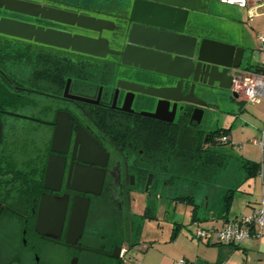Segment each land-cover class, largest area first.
<instances>
[{
  "label": "flooded vegetation",
  "instance_id": "obj_1",
  "mask_svg": "<svg viewBox=\"0 0 264 264\" xmlns=\"http://www.w3.org/2000/svg\"><path fill=\"white\" fill-rule=\"evenodd\" d=\"M17 1L29 4V14L0 8V18L104 40L107 48L101 56L88 55L0 34L66 58L49 64L55 69L48 77L42 69L45 63L36 70L31 63L21 71L11 66L9 96L21 104L16 111L0 109V160L13 162L12 171L17 165V171L34 176L39 198L21 211L9 206L12 199L0 200L6 217L0 223V239L10 242L15 237L37 262L47 246L64 247L70 264L73 259L77 264L123 261L141 240L139 227L147 210H153L158 221L159 200H165L163 214L169 217L173 195L165 179L172 175L164 172L165 161L159 157L161 141L172 143L181 128L188 133L193 127L204 131L208 142L218 129L209 120L221 93L218 83L189 76L187 67L198 62L185 56L190 52L186 44L194 38L196 50L203 40L221 41L218 15L209 0ZM56 11L108 23L91 29L50 20ZM160 58L169 60L170 68H162L167 74L155 63ZM247 65L242 64L230 90L238 97L236 81L254 74L244 71ZM195 111L200 122L192 120ZM43 195L68 198L58 241L52 238V227L45 229L49 236L35 228ZM81 196L90 199L86 224L79 248L69 247L66 233L74 202ZM142 201L146 204L140 213Z\"/></svg>",
  "mask_w": 264,
  "mask_h": 264
},
{
  "label": "trees",
  "instance_id": "obj_2",
  "mask_svg": "<svg viewBox=\"0 0 264 264\" xmlns=\"http://www.w3.org/2000/svg\"><path fill=\"white\" fill-rule=\"evenodd\" d=\"M60 61L66 62V58L60 59L50 51L31 48L24 42L0 36V109L16 111L18 104H21L20 99L9 96L7 80L10 79L12 65H16L17 70L21 71L27 63H31L35 70L45 63L42 69L48 77L53 68L49 64ZM244 71L264 74V68L260 65L248 64ZM230 133V128L218 127L212 140L204 142V131L199 132L198 128L191 127L189 132L185 133L181 128L180 135H174L172 143L164 140V142L161 141L162 145H159V157L165 161L164 172L172 175L170 180L165 179V184L172 187L171 202L192 207V222L199 220L201 208L204 207L207 199L212 201L211 208L218 205V217L227 219L235 195L246 182L256 178L261 171L260 164L225 151L230 141L223 142L221 138L229 137ZM2 157L4 156L0 153V159ZM12 163L0 160V174L15 175L9 179L0 178V200L12 199L9 206L18 211L26 207L31 208L39 198L35 177L29 173L17 171L19 169L17 165L15 171H12L14 168ZM3 216L4 213L0 211V223L6 218ZM142 220H156L153 210H147ZM21 231L22 228L17 230L19 236ZM2 244L7 245L8 250L12 252L5 264H22L23 247L19 248V244L22 243L13 237L10 242L0 239V246ZM112 264H122V261H113Z\"/></svg>",
  "mask_w": 264,
  "mask_h": 264
},
{
  "label": "crops",
  "instance_id": "obj_3",
  "mask_svg": "<svg viewBox=\"0 0 264 264\" xmlns=\"http://www.w3.org/2000/svg\"><path fill=\"white\" fill-rule=\"evenodd\" d=\"M211 9L218 17H222L221 11L219 14L215 8ZM233 10L244 23L245 32L239 33L232 44L246 49V52L250 45L255 47L258 45L259 51L263 53L264 0H252L247 8ZM218 30L221 37L219 27ZM261 64H264V61ZM237 101L242 104V110L238 114L235 127L231 128L230 145L225 151L260 164L261 171L256 178L246 182L235 195L228 212V220L248 215L255 208L264 206V150L254 143L255 140L262 139L264 99L251 103L239 96ZM205 202L197 222H192V207L172 202L167 220L171 218L172 208L174 214L179 212L182 215L181 219L179 221L174 219L168 228L159 226V233L157 232L151 240L141 238L129 259L124 258L122 264H133L132 256H135L132 255L133 252L140 253L134 264H177L182 259L190 264H264V234L258 239H249L237 247L216 244L213 238L209 241L195 238L196 223L203 229H213L220 228L227 222V219L218 217V205L211 208L212 201L207 199ZM179 206L185 207H180L179 210Z\"/></svg>",
  "mask_w": 264,
  "mask_h": 264
},
{
  "label": "water",
  "instance_id": "obj_4",
  "mask_svg": "<svg viewBox=\"0 0 264 264\" xmlns=\"http://www.w3.org/2000/svg\"><path fill=\"white\" fill-rule=\"evenodd\" d=\"M26 5L29 7V4L17 0H0V8H5L9 11L26 13ZM31 7L38 6L31 5ZM55 13L56 16L50 14V20L65 24L78 25L79 27L84 28L95 29L96 26L99 27L108 23L96 18L78 16L76 14L62 11H56ZM34 15L38 16L39 13ZM0 34L22 40L34 41L43 45H49L62 49H71L72 51L88 55L101 56L100 52H103L107 48V42L104 40H93L88 37L72 35L71 33L62 31L44 29L42 27H36L35 25L5 18H0ZM196 45L197 39L195 38L189 45L188 43L186 44L188 48L190 47V52L185 55L187 60L191 61L193 58H196L198 62L197 64L191 62L190 66L187 67L189 76H205L206 79H211L218 83L220 89L228 91L232 90L236 80L235 75L242 68V64L246 62L251 65L254 64L251 61L252 56L247 54L246 49L238 47L230 42L206 39L201 42V45L197 50ZM168 61L169 60L160 58L156 59L155 63H157V67L160 71L162 70L161 72L167 74V72H165L166 69L162 68H167ZM172 63L174 64L175 62H170V64L173 69H176V66L173 67ZM200 65L203 70H200L199 72ZM255 65H260L264 68V64L257 63ZM233 94L236 98H238V94L236 92H233ZM201 112L203 113V111ZM196 113L197 111H195L192 115V120L200 122L201 119H196L195 117ZM2 134L3 124L0 117V143L2 141ZM67 204L68 198H61L60 200L51 195H43L40 201L39 213L35 227L37 233L42 236H49V234L45 232V229L52 227V230L54 231L52 238L56 241L60 240L64 226ZM89 204L90 199L85 196L78 197L74 202L71 221L66 233L65 243L69 247L79 248L78 242L83 236ZM50 219L52 220L51 224ZM112 257L120 258V255L113 254ZM72 264H77V259H73Z\"/></svg>",
  "mask_w": 264,
  "mask_h": 264
},
{
  "label": "rangeland",
  "instance_id": "obj_5",
  "mask_svg": "<svg viewBox=\"0 0 264 264\" xmlns=\"http://www.w3.org/2000/svg\"><path fill=\"white\" fill-rule=\"evenodd\" d=\"M209 2L212 4L211 6L215 8L217 12H219V14L220 11L222 14L221 18H216L217 25L222 33L221 41H228L230 43H234L236 41V36H239V33L241 34V32H245L244 23L239 20L240 17L237 16L234 13L235 10H233L240 8L236 6L222 4L218 0H209ZM257 46L255 47L253 45H250L247 51V54L252 56V63L255 64L264 61V55L259 51ZM220 92L221 93L217 96L214 102V109L213 111H211L212 116L210 115L211 117L209 118V120L210 122L213 121V125H216L219 128L231 129L237 121L239 112H241L242 110V104L237 101V98L234 96L233 91L220 89ZM145 204L146 203L143 201L140 203V213H142V211L144 210L143 208ZM165 204V200H159V206L161 207L158 212V221H142L141 238L151 240L157 232L159 233V226L168 228L174 222V219L178 221L181 219L182 215L179 212L174 214L172 208L171 218L167 220L163 214ZM185 206H179V210L180 207ZM21 246L19 248H21ZM11 255L12 252L10 249L8 250L7 245L2 244V246H0V264H5L11 257ZM132 255V261L134 264L135 260L139 258L138 255H140V253L133 252ZM69 257L70 256L68 255L67 250L64 247L47 246L46 252L44 254L39 255V260L37 262L33 253L29 252L27 249H23L22 264H70Z\"/></svg>",
  "mask_w": 264,
  "mask_h": 264
},
{
  "label": "built area",
  "instance_id": "obj_6",
  "mask_svg": "<svg viewBox=\"0 0 264 264\" xmlns=\"http://www.w3.org/2000/svg\"><path fill=\"white\" fill-rule=\"evenodd\" d=\"M222 4L236 6L245 9L252 0H218ZM262 52L264 53V39ZM236 81L238 93L247 102L256 103L264 99V74H250L242 76ZM262 139L255 140L254 143L260 145L264 150V123L261 130ZM221 141L228 142L230 138L224 136ZM264 234V206L255 208L250 214L228 220L220 228L203 229L196 223L195 238L209 241L212 238L216 244L228 246H240L249 239H258ZM177 264H190L182 259Z\"/></svg>",
  "mask_w": 264,
  "mask_h": 264
}]
</instances>
